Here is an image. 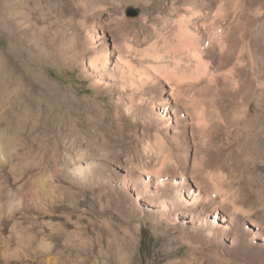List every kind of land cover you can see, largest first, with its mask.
Returning <instances> with one entry per match:
<instances>
[{"label": "rangeland", "instance_id": "374dc122", "mask_svg": "<svg viewBox=\"0 0 264 264\" xmlns=\"http://www.w3.org/2000/svg\"><path fill=\"white\" fill-rule=\"evenodd\" d=\"M12 1L0 264H264L227 237L233 199L264 252V0Z\"/></svg>", "mask_w": 264, "mask_h": 264}, {"label": "bare ground", "instance_id": "6f19581e", "mask_svg": "<svg viewBox=\"0 0 264 264\" xmlns=\"http://www.w3.org/2000/svg\"><path fill=\"white\" fill-rule=\"evenodd\" d=\"M39 0H20L19 1V4L13 0L11 3H8L9 4V7L7 8V13L10 14V17H13L14 14H20L17 9H23L25 12L22 11L23 14L25 15H29L28 14V11L31 12V10H35L37 11L36 9V6L34 7V5L38 4ZM29 4H32L33 7H31L29 9L28 5ZM41 9V8H40ZM40 11V10H39ZM38 11V12H39ZM32 14V13H31ZM43 23V22H42ZM43 30L45 28H42ZM41 28H38L37 30V36H40L41 35V32L43 31ZM45 31V30H44ZM43 31V32H44ZM42 32V33H43ZM40 40L38 39V42ZM52 43H56L55 39L53 40H50ZM56 47V46H55ZM49 50L51 52L55 51L53 49V47L49 46ZM95 58V57H94ZM98 58V57H97ZM97 60L94 61L92 60V62H90V65L92 66V68H95L97 69L98 67V64H97ZM0 63H2V66H3V71L8 75V82L10 84H15L18 85L17 89H16V95H13L12 97V104H11V108L10 110L13 111L12 109H16V110H20V112L22 111V109L24 108V110L26 109L25 108V102L27 100L28 97V94H29V88H28V83L26 84L24 82V79L22 80H19L18 78H14L13 75L16 73V71H14L11 66H10V63H8L6 61V59L4 58V56L2 54H0ZM102 63V62H101ZM90 66V67H91ZM132 74V70L130 71L129 75L131 76ZM125 74H123L124 76ZM30 84V83H29ZM31 85V84H30ZM29 85V86H30ZM31 87V86H30ZM37 89V88H36ZM39 89V88H38ZM40 90H42L40 88ZM41 96V95H40ZM5 98V97H4ZM42 98V97H41ZM8 99V98H7ZM47 99V98H46ZM38 100V99H37ZM25 101V102H24ZM47 101V100H46ZM52 101V100H51ZM7 102V101H6ZM9 102V101H8ZM39 102V101H38ZM46 103V102H45ZM9 104V103H8ZM46 105V104H45ZM9 107V105H8ZM38 107H39V104H38ZM49 107V106H48ZM47 107V108H48ZM43 108V107H42ZM7 110V109H6ZM50 110V109H49ZM52 110V109H51ZM53 111V110H52ZM23 112V111H22ZM10 113V112H8ZM15 113V112H14ZM24 113V112H23ZM256 140V139H255ZM254 141V140H253ZM259 159V158H258ZM84 171V170H83ZM142 190V189H141ZM167 194H170V196L172 195V191L169 189V192H167ZM149 202L150 203H153L154 204V201H153V198L149 197L148 198ZM231 201V204H232V207L233 210L235 212L233 213H236L233 214L234 216L233 217H229V225H228V234H227V237H229L230 235H234V238H233V241H232V244H236L235 246H237V254L239 256H242V257H245V258H251V259H258L257 261L259 260H264V252L263 251H254L251 249L250 247V244L248 242H246V238H245V233H246V224L244 222H242L241 218L242 217H246L248 218L249 217V213L248 211H245L241 208H239L238 206H236L234 203H235V200L233 199H229ZM146 201V200H145ZM225 202V200H224ZM228 203V202H227ZM226 203V205H227ZM167 205V204H166ZM229 205V203H228ZM166 208V207H164ZM251 211V210H250ZM253 212V211H251ZM5 224H7V221H4ZM251 224L258 228L259 225L256 224V221L254 220H251ZM5 226V225H4ZM258 230V229H257ZM3 237V236H2ZM231 237V236H230ZM4 238V237H3ZM123 241L125 242V248L123 249V252H122V255L118 256L119 258H117V263L116 264H131L132 263V260H131V251H130V244L128 242L125 241V239H123ZM3 243V242H2ZM89 245L91 244L90 242H88ZM206 243V246L209 247V249H218L219 248V244H216V243H211V242H205ZM87 245V244H86ZM89 248V247H88ZM92 248V247H91ZM196 252V251H195ZM87 253H89L87 251ZM91 254V253H90ZM174 264V263H173ZM178 264V263H176Z\"/></svg>", "mask_w": 264, "mask_h": 264}, {"label": "water", "instance_id": "95a60500", "mask_svg": "<svg viewBox=\"0 0 264 264\" xmlns=\"http://www.w3.org/2000/svg\"><path fill=\"white\" fill-rule=\"evenodd\" d=\"M138 15V11L136 10V11H133L132 13H131V16L132 17H135V16H137Z\"/></svg>", "mask_w": 264, "mask_h": 264}]
</instances>
